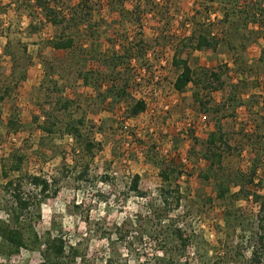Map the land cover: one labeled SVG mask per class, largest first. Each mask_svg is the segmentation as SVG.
Returning a JSON list of instances; mask_svg holds the SVG:
<instances>
[{
    "label": "rangeland",
    "instance_id": "obj_1",
    "mask_svg": "<svg viewBox=\"0 0 264 264\" xmlns=\"http://www.w3.org/2000/svg\"><path fill=\"white\" fill-rule=\"evenodd\" d=\"M49 1L62 22L36 0H0V220L15 206L9 180L37 201L22 220L26 246L12 252L0 237V264H47L49 234L76 248V264H264V250L260 263L253 258L264 215V0ZM201 34L218 39L217 48L195 49ZM67 37L74 48H54ZM175 53L196 71L220 72L223 88L191 83L179 92ZM117 55L125 58L112 64ZM138 99L147 109L133 116ZM69 122L84 140L67 131ZM218 122L231 145L227 171L259 165L248 184L259 202L234 196V183L220 197L215 180L203 178ZM136 175L146 196L130 188ZM34 176L50 181L46 196ZM163 185L182 196L167 212L187 230L186 248L154 219ZM119 228L131 235L120 239Z\"/></svg>",
    "mask_w": 264,
    "mask_h": 264
},
{
    "label": "trees",
    "instance_id": "obj_2",
    "mask_svg": "<svg viewBox=\"0 0 264 264\" xmlns=\"http://www.w3.org/2000/svg\"><path fill=\"white\" fill-rule=\"evenodd\" d=\"M36 1L38 5L46 8L48 14L52 15V22L59 23L63 21L62 19H59V15L57 14L56 9L51 5V1ZM188 40L191 41L190 39ZM195 40L196 42L193 44V47L198 50L216 49L219 44L218 39L210 37L206 34L199 35ZM52 44L57 50H69L74 48L75 41L72 37H67L63 39L54 40L52 41ZM123 58H125L124 55L115 56L113 58L112 64H114V62L118 64L121 60H123ZM261 60L264 61V50L263 57ZM173 64L180 70V73L178 74L174 84L175 88L179 92H183L191 83L195 86H201L209 93L213 90H219L224 86V82L222 81V75L220 72L205 69L201 70V72L196 71L192 68L188 60L180 57L178 53H175L174 55ZM86 75L87 73L83 75L85 79L88 78ZM118 94L121 96H126L128 93L126 91V88L123 87L120 89V91H118ZM199 96L200 95L197 94L196 99L202 100ZM146 109V100L138 99L130 107V114L133 116H137L144 112ZM16 125L17 123L12 120L9 123V128L12 129V127ZM45 128L52 130L51 127ZM67 131L70 134L76 136L78 139H83V134L78 123L69 122L67 124ZM207 142L209 149L206 158L209 161V169L203 173V178L207 180H215L218 186V193L220 197H227L231 195V184L234 183L240 187V190L237 192V194L235 193L234 196H236L237 198H241L243 196L246 198L254 197L255 200L259 202V200L262 199V196L258 193V191H252L251 189H249L248 185L252 184L255 181V176L257 175L259 165L255 164L251 168V171L249 173H244L243 171H227L224 165V153L226 150L231 148V145L229 139L227 138V133L224 131L223 126L220 122L217 123L215 130L210 133ZM85 144L86 147H88V151L93 153L95 143L89 140L86 141ZM16 159L17 160H15L14 169L18 170L20 169L23 158L17 157ZM4 168L5 175L7 176L6 166ZM169 173V171L163 172V178L165 181H168L170 179ZM139 182L140 176L136 175L132 181L130 188L137 192L140 196H146L147 193L140 189ZM31 184L34 186L35 189L39 190L41 195L44 196L48 194L51 186L50 181L48 179H45L40 176H34L32 178ZM168 186L163 185L160 191V194L163 199V211L160 213V211L156 212L157 210H153V212L156 214L153 216L155 217L154 219L159 220L158 223L161 224V227L165 222V225L163 227L164 229H166L164 230V233H162L164 236H166L165 234L167 233L169 240L176 242L175 244H177L178 247L186 248L190 243V236L187 230L184 229L183 226H181L180 224L170 222L172 215L168 213L170 210H172V208L173 210L180 208L182 196L180 194L179 189H171ZM5 187L8 191L11 189L10 193L15 206L12 209V214L10 215L11 217L10 219H7V222L0 220V237L3 241L7 242L10 246L14 248L12 252H16L20 248L27 245L25 235L26 233L24 231V225L22 223V220L25 216V212L29 211L32 206L36 204L35 202L37 201H35L34 197L26 196V194H24V192L22 191L21 183L16 184L13 180H9ZM173 192L175 193L174 202L170 201V197L173 195ZM35 197H37V195ZM262 207L264 211V202L262 203ZM259 227L260 228L258 229V231H256L258 246L257 248L254 247L253 251V258L258 263L261 262V255L259 254L260 251L258 250V248H260L261 251L264 250V215H262L260 218ZM118 232L120 239H125L129 235H131V230L122 231L119 228ZM45 246L46 247L43 252L45 256V262L47 264H76V257L79 253L74 247L67 249L68 247L63 237H54L49 234L47 236ZM163 250L165 251V249ZM106 262L107 264H113V259H107Z\"/></svg>",
    "mask_w": 264,
    "mask_h": 264
},
{
    "label": "built area",
    "instance_id": "obj_3",
    "mask_svg": "<svg viewBox=\"0 0 264 264\" xmlns=\"http://www.w3.org/2000/svg\"><path fill=\"white\" fill-rule=\"evenodd\" d=\"M205 118H206V116H205Z\"/></svg>",
    "mask_w": 264,
    "mask_h": 264
}]
</instances>
